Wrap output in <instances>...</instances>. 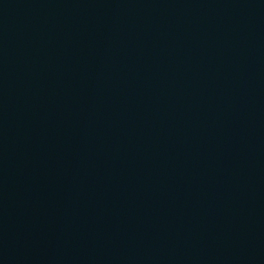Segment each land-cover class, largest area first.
<instances>
[{"label": "water", "instance_id": "water-1", "mask_svg": "<svg viewBox=\"0 0 264 264\" xmlns=\"http://www.w3.org/2000/svg\"><path fill=\"white\" fill-rule=\"evenodd\" d=\"M0 264H264V0H0Z\"/></svg>", "mask_w": 264, "mask_h": 264}]
</instances>
